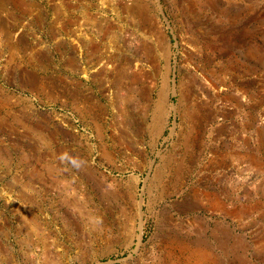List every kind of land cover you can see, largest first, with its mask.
Here are the masks:
<instances>
[{
    "label": "rangeland",
    "instance_id": "obj_1",
    "mask_svg": "<svg viewBox=\"0 0 264 264\" xmlns=\"http://www.w3.org/2000/svg\"><path fill=\"white\" fill-rule=\"evenodd\" d=\"M148 21L167 40V70ZM194 31L214 39L210 60L233 63L238 95L221 82L179 106L178 70L202 74L185 60L205 52ZM161 90L163 130L150 137ZM181 142V171L153 185ZM124 189L142 201L139 220L122 213ZM184 258L264 264V0H0V264Z\"/></svg>",
    "mask_w": 264,
    "mask_h": 264
},
{
    "label": "bare ground",
    "instance_id": "obj_2",
    "mask_svg": "<svg viewBox=\"0 0 264 264\" xmlns=\"http://www.w3.org/2000/svg\"><path fill=\"white\" fill-rule=\"evenodd\" d=\"M144 13V12H143ZM143 15V14H142ZM146 15V14H145ZM141 19V18H140ZM230 19V18H229ZM146 22V21H145ZM144 23V22H143ZM143 23H141V25L143 24ZM140 24V23H139ZM146 24H148V28H149V31H150V35H148V36H150L151 37V33H153V34H156L157 36L156 37H154V39H155V47H158L159 48V50H160V52H162V58H160V60H163L164 61V66H165V68L164 69H168V66H169V64H168V62H169V57H168V54H167V49H168V45H167V40H166V38L164 37V35H163V32L161 31V28H159V27H156L155 25H153V24H149V21H148V23H146ZM146 26V25H145ZM113 27V26H112ZM143 27V26H142ZM144 28V27H143ZM141 29V28H140ZM228 29V28H227ZM232 32H233V30H231ZM205 32V31H204ZM212 33H213V31H211ZM210 32H208V34H209ZM235 33V32H234ZM194 36L191 38V43L192 44H194V45H201V47L205 50V52H202L201 53V55H194V54H192V53H190V52H187L186 54H185V60H193V59H196L197 60V62L198 63H200L201 64V67H199L200 69H201V71H202V74H201V76L199 75V76H197V74H196V72L194 71V69L192 68L191 70H186V71H181V70H178V74H179V76H180V80H179V84H180V93H179V106H181V107H183V105H185V103H188L189 102V100L191 99V97L193 96L194 97V93H195V90L196 89H203L204 87L206 88V89H204L203 91H205V90H209V92L211 91L213 94H216L215 93V91L218 89V87H219V85H220V83L221 82H228L229 83V86L227 87V89H230L231 91V93H233V95H238L240 92L238 91V88L236 87L237 86V84L235 83V81H236V79H237V76H236V72H235V66L233 65V63L232 62H230V63H232L231 64V66H230V68H228V67H226V66H223L222 64H218V63H216L215 62V59H209V57H208V52L207 51H209V50H211V48L213 49V47H212V43L214 42V39H210V37H205L203 34H201V33H199L198 31L197 32H195L194 31ZM213 35V34H212ZM145 37H147V36H145ZM231 37H233V34L231 35V34H227V36L225 35V36H221L220 37V39L222 38V40L224 41V42H228V41H230V39H231ZM139 39V38H138ZM145 39V38H144ZM148 39V38H147ZM150 40L151 39H149V42H150ZM147 43H148V41H147ZM148 44H146V46H147ZM142 46V45H141ZM144 47H145V45H144ZM147 47H149V46H147ZM151 47V46H150ZM154 47V46H153ZM141 48H143V47H141ZM139 49V48H138ZM145 49H146V47H145ZM148 49V48H147ZM155 51V50H154ZM142 52V51H141ZM147 52V51H146ZM157 52V51H156ZM200 52V51H199ZM149 53V52H148ZM152 53V52H151ZM214 53V52H213ZM212 53V54H213ZM150 54V53H149ZM156 55V54H155ZM148 56V55H147ZM158 57V56H157ZM156 57V58H157ZM128 59V58H127ZM153 59H154V57H153ZM126 60V59H125ZM129 60V59H128ZM158 60H159V58H158ZM154 61V60H153ZM126 62V61H125ZM130 62V61H129ZM150 62V61H149ZM153 63V62H152ZM125 64V63H124ZM150 64V63H149ZM154 64H156V63H154ZM114 66V65H113ZM197 66V65H196ZM155 67V66H154ZM157 67V66H156ZM155 67V68H156ZM114 68V67H113ZM126 69V68H125ZM153 69V68H152ZM190 69V68H189ZM119 70V69H118ZM131 70V69H130ZM158 70V69H157ZM227 70H228V72H227ZM124 73V72H123ZM127 73V72H126ZM125 73V74H126ZM227 73V74H226ZM128 74H130V73H128ZM144 74V73H143ZM225 75H228V78L225 76ZM112 76V75H111ZM117 77H116V82H119V80H121V78H124V75H122V74H119V75H116ZM131 76V75H130ZM143 76V75H142ZM133 77H135V76H133ZM137 77V76H136ZM139 77V76H138ZM141 77V76H140ZM153 77V76H152ZM224 77V78H223ZM142 78V77H141ZM159 78H160V76H159ZM162 79H164L165 80V77H162ZM161 79V80H162ZM139 80H140V78H139ZM148 80V79H147ZM163 80V81H164ZM224 80H226V81H224ZM166 81V80H165ZM225 84V83H224ZM223 84V85H224ZM228 85V84H227ZM29 88V87H28ZM31 88V87H30ZM165 88V87H164ZM116 89V88H115ZM120 89V88H119ZM118 88H117V90H119ZM226 89V90H227ZM208 90H207V92H208ZM222 90V89H221ZM162 91V90H161ZM160 91V93L158 94V97H157V101H156V103L154 104V106H153V108H152V123L149 125V127H147V126H145V130H147L149 133H148V136H150V137H152V136H154L155 134H160L159 132H160V129H162L161 127H162V117H163V113H164V111H165V104H164V95H163V91L161 92ZM218 91V90H217ZM206 92V91H205ZM229 92V91H228ZM204 93V92H203ZM202 93V94H203ZM206 95H207V97L208 98H210V94L209 93H206ZM232 95V94H231ZM235 95V96H236ZM234 96V97H235ZM201 97H202V95H201ZM211 99H212V97H211ZM143 100V99H142ZM235 100H236V98H235ZM212 101V100H211ZM193 102V101H192ZM214 102V101H213ZM212 106V105H211ZM237 106V105H236ZM196 107V106H195ZM201 107V106H200ZM237 108H239V107H237ZM202 110H204L203 108H201ZM215 109H217V108H215ZM218 109H220V108H218ZM222 109V108H221ZM200 110V109H199ZM207 110H209V109H207ZM185 111V110H184ZM201 111V110H200ZM206 111V110H205ZM212 111V110H211ZM210 111V112H211ZM218 111V110H217ZM220 111V110H219ZM222 112V111H221ZM189 113V112H188ZM199 113H201V112H199ZM206 113H209V111L208 112H206ZM220 113V112H219ZM149 114V113H148ZM191 114V113H190ZM218 114V113H217ZM119 115V114H118ZM120 115H121V113H120ZM179 115L181 116V117H183V119H185V124H187V120H188V118L191 116H188L186 113H183L182 115L179 113ZM194 116V115H193ZM195 117H197V116H195ZM201 117V116H200ZM203 117H205V118H203ZM214 117V115H211V113L210 114H207V115H203L202 116V119H201V122H200V124H203V125H206V123L208 122V121H211L212 120V118ZM215 117H218V115L217 116H215ZM182 119V118H181ZM195 120V119H194ZM194 120H191V121H189V122H193ZM199 120V119H198ZM216 120V119H215ZM112 121V120H111ZM213 122H214V120H213ZM247 122V121H246ZM184 123V122H183ZM195 123V122H194ZM197 123V122H196ZM196 123H195V126H196ZM247 123H250V122H247ZM136 124V123H135ZM198 124V123H197ZM191 125H192V123H191ZM209 125V124H208ZM143 126V125H142ZM194 126V127H195ZM199 127V126H198ZM201 129L203 128V127H200ZM200 129V130H201ZM206 129V128H205ZM205 129H204V131H205ZM163 130V129H162ZM200 130H198V131H200ZM209 130V129H208ZM144 131V130H143ZM192 131V130H191ZM203 131V130H202ZM233 131H235V130H233ZM146 132V131H145ZM220 132V131H219ZM187 133V132H186ZM202 134V133H201ZM212 134V133H211ZM217 134H220V133H217ZM196 135V134H195ZM198 135H200V134H198ZM204 135V134H203ZM214 135V134H213ZM186 136V135H185ZM216 136H218V135H216ZM120 137V136H119ZM158 137V136H157ZM193 137H195V136H193ZM210 139V138H209ZM209 139H208V141H209ZM212 139V138H211ZM117 140V139H116ZM185 139H183L182 138V140L181 141H184ZM218 140V139H217ZM216 140V141H217ZM188 141V140H187ZM212 141V140H211ZM197 142V141H196ZM201 142V141H200ZM122 143V142H121ZM183 142H181V146L184 148L183 149V153H180V154H177L176 155V153H172L173 155H170V156H167V157H165V158H162L160 161H161V163H162V165L161 166H159L160 168H159V170H157V172L154 174V176H153V180H152V184L153 185H155V186H158L162 181H163V178H164V172L166 171V172H168L167 170H170L169 172H172L170 175H172V174H174V173H178V171L180 170L181 171V167H182V164H183V162H184V160H183V158L181 157V156H188V148L190 147H188V145L187 144H182ZM207 144V143H206ZM194 145V144H193ZM126 146V145H125ZM179 148V147H178ZM213 149V148H212ZM201 150V149H200ZM112 151V150H111ZM177 151V150H176ZM175 151V152H176ZM194 151V150H193ZM210 152V151H209ZM103 153H104V151H103ZM114 153V152H113ZM139 153V152H138ZM212 153V152H211ZM101 154V153H100ZM127 154V153H126ZM192 154V153H191ZM193 154H194V152H193ZM107 155V154H106ZM116 155V154H115ZM176 156H179V158L177 159V157ZM104 157V156H103ZM193 157V156H192ZM102 158V157H101ZM105 158H106V156H105ZM196 161V160H195ZM194 162V161H193ZM187 164V163H186ZM174 165H176V167H174ZM184 165V164H183ZM192 165V164H191ZM176 168V169H175ZM158 169V168H157ZM185 169V168H184ZM139 171V170H138ZM188 171V170H187ZM179 173H181V172H179ZM186 173V172H185ZM181 174H183V173H181ZM169 175V174H168ZM176 175V174H175ZM170 177H172V176H170ZM177 177H179V176H177ZM181 177V176H180ZM183 178V177H182ZM165 179V178H164ZM171 180V179H170ZM165 181V180H164ZM177 181H179L178 180V178H175V181L174 182H177ZM167 182V181H166ZM183 182V181H182ZM168 183H170V182H168ZM181 183V182H180ZM98 184V183H97ZM153 185H151V186H153ZM162 185V184H161ZM171 185V184H170ZM175 185V184H174ZM172 186H173V184H172ZM177 186V185H176ZM102 187V186H101ZM132 187V186H131ZM160 187V186H159ZM162 187V186H161ZM165 187V186H164ZM167 187V186H166ZM170 187V186H169ZM169 187H168V189H169ZM179 187V186H178ZM177 187V188H178ZM121 188V187H120ZM97 189V188H96ZM135 189V188H134ZM167 189V188H166ZM101 190V189H100ZM125 190V189H124ZM124 190H123V194H121V195H123V199H124V204H123V207H124V211L125 212H122L123 214L125 213V214H128V219L130 218V219H133V220H135V219H137L138 218V220H139V218H140V215H141V210H143L142 209V201H138V202H136L135 200H133V196H132V193L131 192H129V190L128 191H126V193L124 194ZM157 190V189H156ZM202 191V190H201ZM122 192V191H121ZM120 192V193H121ZM159 193V192H158ZM118 194V193H117ZM116 193H115V195H117ZM113 195V194H112ZM119 195V194H118ZM160 195V194H159ZM177 195V194H176ZM207 195H209V194H207ZM213 195V194H212ZM206 196V195H205ZM154 197V196H153ZM208 197V196H207ZM120 198V197H119ZM211 198V197H210ZM219 198V197H218ZM218 198L216 197V196H214V197H212V200H213V202L214 201H216V203H220L221 201H219L218 202ZM122 199V198H121ZM139 199V198H138ZM137 199V200H138ZM205 200V199H204ZM206 200H208V199H206ZM201 201V200H200ZM210 203H211V201H210ZM215 206V205H214ZM122 207V206H121ZM211 207V206H210ZM148 208V207H147ZM220 209V208H219ZM123 218H126V216L125 217H123ZM157 219V218H156ZM193 220V219H192ZM127 221V220H126ZM131 221V220H130ZM195 221V220H194ZM204 222V221H203ZM115 223V222H114ZM188 223V222H187ZM202 223V222H201ZM159 224V223H158ZM127 225V224H126ZM125 225V226H126ZM143 226V225H142ZM118 227V226H117ZM126 227H128V226H126ZM139 227V226H138ZM112 228H114V227H112ZM143 228V227H142ZM141 228V229H142ZM134 229V228H133ZM125 230H127V228L125 229ZM139 230H140V228H139ZM192 231V230H191ZM180 233V232H179ZM170 236V235H169ZM203 236V235H202ZM187 239V238H186ZM204 241V240H203ZM220 243V242H219ZM184 244V245H183ZM183 246H185L188 250L190 249L191 250V253H196L198 256H199V254H202V253H204L205 254V252H207V249H205L204 247L203 248H201L200 246H199V244H195L194 242H191V241H189V242H186V243H184L183 242ZM204 245V244H203ZM182 246V247H183ZM171 247V246H170ZM215 247V246H214ZM178 250V249H177ZM203 250V251H202ZM184 252V251H183ZM190 253V254H191ZM195 255V254H194ZM203 255V254H202ZM193 256V255H192ZM185 257V256H184ZM199 257H201V256H199ZM197 258V257H196ZM206 258V257H205ZM192 259V258H191ZM201 259V258H200ZM199 259V260H200ZM177 260V259H176ZM190 260V259H189ZM189 260H188V258H184L182 261H180V263L181 264H190V262H189ZM194 262V261H193ZM169 263V262H168ZM176 264V263H175ZM178 264V263H177Z\"/></svg>",
    "mask_w": 264,
    "mask_h": 264
}]
</instances>
